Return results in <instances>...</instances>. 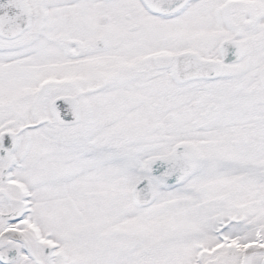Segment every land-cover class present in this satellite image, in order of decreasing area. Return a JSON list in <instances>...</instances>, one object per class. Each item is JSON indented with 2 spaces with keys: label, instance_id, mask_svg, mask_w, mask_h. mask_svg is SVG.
<instances>
[{
  "label": "snow or ice",
  "instance_id": "1",
  "mask_svg": "<svg viewBox=\"0 0 264 264\" xmlns=\"http://www.w3.org/2000/svg\"><path fill=\"white\" fill-rule=\"evenodd\" d=\"M0 264H264V0H0Z\"/></svg>",
  "mask_w": 264,
  "mask_h": 264
}]
</instances>
